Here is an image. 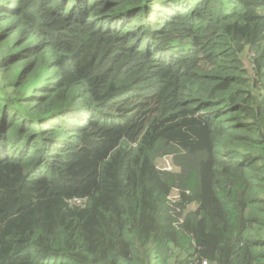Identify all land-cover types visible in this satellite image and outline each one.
<instances>
[{
	"label": "trees",
	"instance_id": "trees-1",
	"mask_svg": "<svg viewBox=\"0 0 264 264\" xmlns=\"http://www.w3.org/2000/svg\"><path fill=\"white\" fill-rule=\"evenodd\" d=\"M203 261L264 264V0H0V264Z\"/></svg>",
	"mask_w": 264,
	"mask_h": 264
},
{
	"label": "rangeland",
	"instance_id": "rangeland-1",
	"mask_svg": "<svg viewBox=\"0 0 264 264\" xmlns=\"http://www.w3.org/2000/svg\"><path fill=\"white\" fill-rule=\"evenodd\" d=\"M246 65H247V60H246ZM171 158L170 157H167V158H164L162 159L159 163H158V166L159 167H165L167 169H170L172 168V164H171ZM162 162V163H161Z\"/></svg>",
	"mask_w": 264,
	"mask_h": 264
},
{
	"label": "built area",
	"instance_id": "built-area-1",
	"mask_svg": "<svg viewBox=\"0 0 264 264\" xmlns=\"http://www.w3.org/2000/svg\"><path fill=\"white\" fill-rule=\"evenodd\" d=\"M165 168V167H164ZM74 202L76 203V204H80L81 203V200H79V199H74ZM201 264H207V262L206 261H203Z\"/></svg>",
	"mask_w": 264,
	"mask_h": 264
}]
</instances>
